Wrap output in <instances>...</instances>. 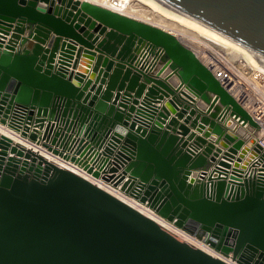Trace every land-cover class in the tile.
<instances>
[{"label": "water", "instance_id": "water-1", "mask_svg": "<svg viewBox=\"0 0 264 264\" xmlns=\"http://www.w3.org/2000/svg\"><path fill=\"white\" fill-rule=\"evenodd\" d=\"M162 1L264 60V0ZM94 33L104 35L100 50L122 59L100 97L102 87L91 80L80 87L72 78L85 75L69 70L82 53L77 44L95 55ZM48 37L50 52L42 46ZM101 62L114 65L99 55L92 71ZM142 75L152 85L136 115L127 93L108 105L126 80L142 95ZM174 75L184 104L168 86ZM170 95L191 126L176 128V118L166 125L168 113L153 100ZM197 98L205 113L193 105ZM232 116L257 126L171 31L90 0H0V264H228L42 151L80 165L223 255L264 264V177L244 174L241 154L250 144L224 127Z\"/></svg>", "mask_w": 264, "mask_h": 264}, {"label": "built area", "instance_id": "built-area-1", "mask_svg": "<svg viewBox=\"0 0 264 264\" xmlns=\"http://www.w3.org/2000/svg\"><path fill=\"white\" fill-rule=\"evenodd\" d=\"M98 1L108 5H113L119 0ZM188 47L190 46L188 45ZM190 48L212 71L214 76L230 92V94H232L236 100L247 110L252 119L256 122L257 126H253L248 122L244 124L243 120L239 121L240 117H231L234 121H236L233 127L234 129H236L238 124L249 127L250 129L248 142H246V146L249 144L250 146L246 147L247 151L241 154L242 161L240 164L242 165L244 174L249 177H264V60L254 55L255 59L260 61V64H250L243 57L232 58L227 53H225L223 49H220L214 44L204 47L203 50H200L199 48V51L192 47ZM255 146H259L261 148L260 153H252L251 150ZM114 190L139 202L141 205L146 206V208H148L153 215L159 217L160 219L166 220L165 218L159 216L148 205L140 202L130 195L125 194L124 192L120 191V189L117 190L114 188ZM178 229L184 233H187L180 228ZM190 236L192 235L190 234ZM214 251L217 253L214 256L221 258L228 264H242L237 258H234L232 254L223 255L215 249Z\"/></svg>", "mask_w": 264, "mask_h": 264}, {"label": "bare ground", "instance_id": "bare-ground-1", "mask_svg": "<svg viewBox=\"0 0 264 264\" xmlns=\"http://www.w3.org/2000/svg\"><path fill=\"white\" fill-rule=\"evenodd\" d=\"M90 1L98 3V4L105 6V7L111 8V9L118 11L122 14H126L128 16L147 21V22L153 23L155 25H159L160 27L167 29L168 31H171L174 34H177V33L181 34L182 40H185V41L187 40L190 47L194 48L197 51H199V48H200V50H203L204 47H207V46L214 44L217 47H219L220 49H223V51L225 53H227L229 56H231L232 58L243 57L250 64H254V65L260 64V61L255 59L253 54L245 51L244 49H242L241 47H239L238 45H236L235 43L230 41L225 36L221 35L220 33L216 32L215 30L209 28L208 26L199 22L195 18H193V17L183 13L182 11L166 4L162 0H148V1L155 4L156 6H158L159 10L170 12L172 16L174 15V16L180 18L182 21L187 23V25L177 23L174 20L167 18L168 16L165 17L166 21L162 20L164 22H161L160 20H158L156 22L151 21V19L145 18V17L141 16L140 14H138L135 11L132 3L129 2V0H128V3H126L125 5H122L120 3L122 0H119L117 3H115L113 5H108V4L102 3L98 0H90ZM130 1H132V0H130ZM0 132H3V130L1 131V129H0ZM14 139L17 142H22L23 144H27L26 142H24L23 140H20L17 137H14ZM42 154L46 158H48L51 161L58 164L59 166H61L63 168H67L69 170H72L73 172L80 174V175L84 176L85 178H88L89 180H91L95 184L99 185L100 187L104 188L105 190L109 191L110 193L116 195L117 197H119L123 201L127 202L128 204L132 205L134 208L138 209L143 214L153 218L154 220H156L160 224L161 227H163L165 230H167L172 235L177 237L179 240L188 242L190 245H192L194 247L202 248L205 251H207L213 255L217 254L214 251V249L211 248L210 246H208L207 244L203 243L200 240H197L195 237L190 236V234H188V233L182 232L181 230H179L176 226H174L172 223L168 222L167 220L160 219L159 217L153 215L150 212V210L148 208H146V206H143L139 202H137V201H135V200L123 195V194H120L118 191L114 190V188L117 190H119V188L113 186L111 183L104 181L102 178L92 177L86 171H84L80 165L75 164L74 162H71V161L61 159V158L53 157L52 155H50L46 151H42Z\"/></svg>", "mask_w": 264, "mask_h": 264}, {"label": "crops", "instance_id": "crops-1", "mask_svg": "<svg viewBox=\"0 0 264 264\" xmlns=\"http://www.w3.org/2000/svg\"><path fill=\"white\" fill-rule=\"evenodd\" d=\"M29 29H27L23 34L22 36L25 37V36H28L29 34ZM93 32V31H91ZM95 36H100L99 39L94 43L93 45V48L91 49L95 55H88L87 53H85L84 51L86 50V47L85 45H82V44H77V47L78 48H81L82 49V53H81V56L79 57L78 59V63L76 65V68L74 69L73 66L71 65V67H69V70L73 73H81V74H84L85 77H84V81H79L77 79H75V75L73 76L72 78V81L78 85H80V87L85 83L86 80H91L92 84L91 86L93 85H96L97 87H102V90H101V93L99 95V97L101 96L102 92L105 91L106 87H107V84L109 83V79H110V75L112 74L113 70H114V67H115V64L122 60V59H119L117 58V56H111L110 54H107L105 52H103L102 50L99 49V44L100 42L104 39V35H100L99 33H94ZM49 36H55L53 33H49ZM10 37V36H8ZM50 37L47 38L46 42L42 44L43 48H45V51L47 52H50L51 51V48L50 47H47V43H48V40H49ZM65 42L64 38L61 39V43H60V47L57 51V57H56V64H57V61L59 60L58 58L60 57V54H64V52L62 51V48H61V44ZM22 44L21 43H16V50H22ZM103 52V53H102ZM101 55L102 58H106L109 62L112 61L114 63L112 69L108 70V65H104L102 62L98 65V70L96 71H92V67L94 66L95 62H96V57ZM69 57H72L74 58L75 55L73 54L72 56L68 55ZM139 59V58H138ZM73 60V59H72ZM138 61V60H137ZM137 63V62H136ZM136 63L134 64V67L136 68H139V65L136 66ZM73 64V63H71ZM162 63H160L157 68L152 71V72H147V71H144L143 74H145L147 72V75H151V76H154L156 75L157 71L160 69ZM99 71H103V75L101 76V79H98L99 77ZM108 72L107 76L104 77V73ZM170 72V69H166L161 75H160V78L161 79H164L167 74ZM124 80V75L121 76V81ZM125 82V86L120 90L119 88V85H117L115 87V89L112 92V97H111V100L110 102L108 103V105H111L112 102H113V98L114 96L118 93L120 94V101L121 102L123 100V97L125 93H127L128 95L131 96V102L136 99L139 101V103H137L136 105H133L131 102L129 103V105L131 106H134L136 108V110L134 111L133 115H136L137 111L139 110V107L141 106L140 103H142L144 97L146 96V94L148 93V87L152 85V83L146 78L144 77V75L141 76V82H146L147 84V87L143 90L142 92V95H137L135 91H132V90H128L127 88V84H128V81H124ZM168 86L176 93V95L178 96L177 97V100H176V103L179 104V102H181V104H184L185 101H188V99L184 96V95H180V92H176V88H177V85L179 84V79L176 75L172 76L170 79H168ZM91 86L89 87V89H91ZM88 91L87 92H92V94H95L96 92V89L93 90V91ZM120 90V91H119ZM185 91L188 92L190 95H192L193 97H195L191 92H189V90H187L185 88ZM155 96H161L160 94L159 95H155ZM171 97L172 95L170 96H165L163 99H154L153 101H155V103H153L155 106H157L158 108H160L159 110L161 111L162 109H164V111L166 113H168V119L165 120L166 122V125L169 123V120L171 118H176L177 120V124H175L174 126L176 128H178V124H184L186 126H191V121L188 123V122H185L186 121V118L188 117V110L187 111H184L183 113V117H180L178 116L177 114V110H176V103L175 102H172L171 101ZM127 98V97H126ZM196 108L197 111H200L202 113H205V110L207 108V104L200 100V99H196V102L193 104ZM183 106L180 107L181 109L180 110H183ZM116 107L118 108V105H116ZM221 110V109H220ZM219 110V111H220ZM218 111V113H219ZM158 116L156 115V117H154L152 119V126H155V123H158V120H157ZM236 121H234L232 118L231 120H229L228 122H225L224 123V127L226 128V130L231 134L233 135L235 138H243L246 142H248V137H249V132H250V129L249 127H246V126H243V125H240L238 124L236 129H234V124H235ZM2 131V130H1ZM192 132H195V129L192 128ZM199 134V133H197ZM178 136H182L180 134H178ZM185 138H188V136H186Z\"/></svg>", "mask_w": 264, "mask_h": 264}, {"label": "rangeland", "instance_id": "rangeland-1", "mask_svg": "<svg viewBox=\"0 0 264 264\" xmlns=\"http://www.w3.org/2000/svg\"><path fill=\"white\" fill-rule=\"evenodd\" d=\"M129 2L132 3V5L134 6L135 11L140 14L141 16L145 17V18H149L151 19V21H158L160 20L161 22H164L162 20H165V17L168 16L167 18H170L172 20H174L177 23H181V24H186L184 21H182L180 18L176 17V16H172L170 12H166L163 10H159L158 6H156L155 4L149 2L148 0H132ZM122 5H125L126 3H128V0H122L120 2ZM177 37L181 38V34H175ZM182 40V38H181ZM185 44H188V41L186 40H182ZM190 46V45H189Z\"/></svg>", "mask_w": 264, "mask_h": 264}]
</instances>
